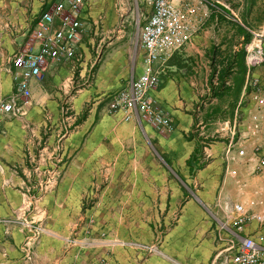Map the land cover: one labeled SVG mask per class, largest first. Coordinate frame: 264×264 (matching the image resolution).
Returning <instances> with one entry per match:
<instances>
[{
    "label": "crops",
    "instance_id": "0c3cea01",
    "mask_svg": "<svg viewBox=\"0 0 264 264\" xmlns=\"http://www.w3.org/2000/svg\"><path fill=\"white\" fill-rule=\"evenodd\" d=\"M54 1L0 0L5 16L0 31L1 98L15 92L13 54L34 43L36 22ZM125 4L126 0H86L84 36L79 40L82 62L50 61L42 78L30 82L28 103L18 100L24 113L0 112V264H32L25 260L26 227L1 220L19 213L27 221L31 215L27 208L20 212L21 205L42 180L55 174L56 186L39 200L52 214L47 225L64 233L67 222L80 214L83 198L92 195L87 214L95 215L97 227L145 229L146 242H156L171 259L146 256L139 264H211L231 234L264 232L251 216L256 204L264 202L256 200L264 197V169L253 174L258 160L243 156L238 136H232L242 98L246 102L239 110L245 124L264 115V0H204L200 5L201 26L166 62L160 86L152 92L172 118V130L166 133L141 125L134 114L126 120L124 111L108 110L111 95L143 67V51L135 53L132 32L123 27L128 17ZM238 26L250 38L262 33L255 46L259 61L250 67L246 56L253 42L247 44ZM215 35L221 38L215 44L221 58L229 55L233 61L220 97L212 94L220 81L217 74L211 79L208 59ZM251 81L257 85L251 88ZM225 100L236 104L221 105ZM215 107L218 111L211 114ZM223 107L228 109L224 124L219 118ZM238 131L239 138L250 133L248 127ZM246 149L244 154L250 152ZM222 196L244 205L248 216L240 227L233 216L226 221L227 229L219 228L216 218L224 219L227 213ZM41 240L47 246L43 252L50 253L45 256L57 258L53 264H93L91 258L86 263V253L61 255L59 239ZM115 257H109L108 264H114ZM130 262L125 251L121 264Z\"/></svg>",
    "mask_w": 264,
    "mask_h": 264
},
{
    "label": "built area",
    "instance_id": "2783aa9c",
    "mask_svg": "<svg viewBox=\"0 0 264 264\" xmlns=\"http://www.w3.org/2000/svg\"><path fill=\"white\" fill-rule=\"evenodd\" d=\"M137 5V40L143 51V67L139 74H131L126 87L120 89L109 100L111 113L124 111L125 119L136 115L139 123L153 126L161 132L172 130V118L162 103L153 96L161 83L166 61L177 50L188 44L202 24L200 5L204 0H134ZM86 0H55L41 12L35 29L33 45L13 54L10 70L15 82V92L7 98H0V112L17 116L23 114L21 104H27L31 97L32 80L43 76V67L50 61H70L73 65L82 62L79 40L83 29L82 10ZM144 8L140 9L139 5ZM254 33L247 63L258 62L255 53ZM261 37V36H260ZM235 220L240 227L246 220L241 206L234 205ZM220 229H227V222H220ZM211 264H264V232L239 236L231 234L217 251Z\"/></svg>",
    "mask_w": 264,
    "mask_h": 264
},
{
    "label": "rangeland",
    "instance_id": "374dc122",
    "mask_svg": "<svg viewBox=\"0 0 264 264\" xmlns=\"http://www.w3.org/2000/svg\"><path fill=\"white\" fill-rule=\"evenodd\" d=\"M219 1L224 3L226 0H219ZM124 7L127 8L126 11L128 12L127 13L128 17H127V22H125L123 27L125 29L129 28L131 30L132 32L131 40H130L131 44L134 47L135 53H139L141 48L137 40L136 22L138 21V15H137L138 9L136 2L134 0H126V4L125 6H123V8ZM0 8L3 7L0 6ZM139 8L140 9L144 8L143 4L140 3ZM6 15H8V13H6ZM4 18H5L4 14L0 12V31L3 27H5ZM214 27L216 29L215 25ZM258 33L261 34L260 35L261 37L258 36L254 42V45L257 47L260 45L263 39L262 33L261 32ZM80 34L84 36V32H80ZM220 39L221 38L219 36L215 35L214 37L211 38L212 41L211 45L214 46L215 44L218 43ZM253 39L254 36L253 38H250L251 41H253ZM250 40L248 41L247 44H249ZM36 43H37L36 41H34V43L32 42L34 51L36 49ZM181 48L174 50L173 54L170 56L169 59L174 58V56L179 53V50ZM104 49H106V47H103V50ZM254 49L256 50V47ZM252 55L255 56L256 54L252 53ZM218 58L219 57L217 58L215 57L213 59V57L211 56L208 57L211 72H213L212 66L216 64V60H219ZM252 64L253 63H251L250 65L252 66ZM216 73L217 72L214 73L213 77L216 75ZM256 85L255 83H252L251 88L255 87ZM246 86L247 87L250 86L249 83L248 84L246 83ZM205 101L207 102V100H204L203 102L200 103L201 107L203 106ZM245 102L246 100L242 98L238 103V105L236 106V110H237L236 120H235V125H233L234 123H232V132H233L232 136L233 135H235L236 137L238 136V140H239L238 145H240L241 147V150L240 147L239 150L242 152L243 156H249L258 160L257 161L258 164L256 165V169L254 170L253 174L259 175L264 169V115L257 119L251 118V121L249 120V122L245 124V121H243V118H241L242 114L240 113L239 110L241 106H244ZM229 103L230 102L225 100L222 101L221 105L227 106ZM217 104L220 103L218 102ZM62 105L64 106V109L67 107L65 104ZM227 115H228V109L223 107L222 111L219 113L220 122L222 124H224L225 121L227 120ZM243 127H248L250 133L248 135L243 134L242 138H239L240 132L238 131V129L239 128L242 129ZM241 131L243 132V130ZM246 147L250 149V152L246 153L247 155L244 154L247 150ZM57 176L58 174L57 175L55 174V177H47L45 180H42L43 182L40 185H38L36 189H34L35 194L33 196L31 195L28 196L27 199L24 200L23 204L21 205L20 212L25 211L26 208L28 209L27 212L31 215V217H28L27 221L25 220V217L23 215H21L22 217H20L18 215L19 213H16L11 217L9 216L2 218L1 220L3 224L4 223L11 224L20 228L26 227L25 229L28 231L27 238L24 242L26 261L32 262V264H53L52 262H54L57 259L54 258L51 260V258L48 259V257L45 256V254H50V253L47 251L43 252L44 248H46L45 250H47V246H45L43 244V240H41L44 237L61 240L62 242V247H61L62 251L60 253L61 255L74 253L75 255L83 256L84 253H86L85 255L88 257L86 259V263H89L88 262L89 258H91L92 259L91 263L93 262V264H108L109 257L111 258V256L114 255L116 256L114 259V264H121L122 257L125 256V251L129 254V258L131 261L129 264H139L146 256H156L159 257L160 259L164 258L168 261H171V259L166 254L161 252L156 242H151V243L146 242L147 230L145 229L129 230V229H122L117 227L114 228L97 227V218L95 217V215L87 214V209L90 208V206L92 205V201H93V197H91L92 195L83 198V207L81 209L80 214L76 216L77 217L76 219L72 218L70 222H67L69 223V226L65 227L64 233H59L57 229H61V228L57 227L56 225L52 229L50 223L49 226L47 225L48 221L51 219L52 214H47V212H45V209L40 206L39 200L46 192L51 191L56 186ZM262 193H263L262 196H264V190H262ZM193 194L197 197V193L195 191H193ZM222 199H223V206L227 208L226 209L227 213H225L224 219L216 218L219 223L226 222L230 220V218L233 219V216L236 215L233 208L234 205L241 206L242 210L245 212L247 219L248 214L245 210L244 205H242L241 202H237V201L234 202L228 196L227 197L222 196ZM258 199H262V201H264V197L263 198L256 197V200ZM256 208L257 210L254 211L252 214L251 213L250 214L253 219H256L258 221L261 227H264V202L257 203ZM55 215L57 217V214ZM70 216H72V214H70ZM56 217L53 218L54 222H57ZM163 231L165 232L166 229L163 228ZM116 249L119 250V252L116 251ZM161 264H163L162 261Z\"/></svg>",
    "mask_w": 264,
    "mask_h": 264
},
{
    "label": "trees",
    "instance_id": "16d2710c",
    "mask_svg": "<svg viewBox=\"0 0 264 264\" xmlns=\"http://www.w3.org/2000/svg\"><path fill=\"white\" fill-rule=\"evenodd\" d=\"M221 9H223L226 13H229L228 11H226V9H224V8H222L221 7ZM241 28V29H240ZM237 29V31H239L240 30V32L244 35V40L247 42V41H249L250 40V33L249 32H247V30H245L243 27H237L236 28ZM211 50L212 51H210V56L211 57H213V59L216 57H219L218 59L219 60H216V64H214L213 66H212V71H213V74L211 75V79L213 78V75H214V73L215 72H217L216 74H217V80H219L220 81V85H219V87H217V89H213V92H212V94L214 95V96H217V97H220V96H222L223 95V93L225 92V88L224 87H222V86H224V79L230 74V69H231V67L233 66V61H231L230 60V57L231 56H229V55H226L225 57H222L221 58V54L219 53V51H218V47H216V45L215 46H211ZM219 55V56H218ZM243 55H244V51H240V59H243ZM233 58V57H232ZM224 61H226V63L224 62ZM242 61L243 60H239L238 61V63L237 64H241L242 63ZM218 66H221V67H219V69H218ZM229 87H227L226 86V91H227V89H228ZM238 91H239V86L237 85V87H236V89H235V91L234 92H236V93H238ZM236 101H231L230 103H229V107L230 108H233L234 107V105L236 104L235 103ZM218 108L219 107H215V110H214V108L212 109V111H211V114H216V112L218 111ZM194 155V154H193ZM194 157V156H193Z\"/></svg>",
    "mask_w": 264,
    "mask_h": 264
}]
</instances>
